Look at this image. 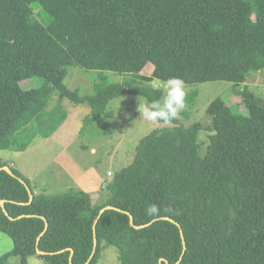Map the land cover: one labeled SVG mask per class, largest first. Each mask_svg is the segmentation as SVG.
I'll return each mask as SVG.
<instances>
[{"label":"trees","instance_id":"trees-1","mask_svg":"<svg viewBox=\"0 0 264 264\" xmlns=\"http://www.w3.org/2000/svg\"><path fill=\"white\" fill-rule=\"evenodd\" d=\"M73 66L96 72L91 93L64 84ZM259 70L264 0H0V150H24L28 142L15 146V135L29 122L39 129L51 117L42 137L53 133L66 118L64 99L89 106L85 130L112 99H162L163 89L151 82L170 76L186 86L231 82L246 109L234 112L216 97L205 108L210 124L177 117L150 131L132 161L105 179L100 203L79 189L37 193L0 160L12 172L0 170V201L12 217L0 205V232L12 241L0 264L10 257L28 264L31 256L69 264L67 248L72 264H97L106 246L116 248L121 264H264V98L245 84ZM103 71L134 78L108 82ZM197 93L187 92L188 108ZM204 127L210 133L201 150ZM107 205L113 207L93 225ZM130 216L145 226L134 227ZM38 237L47 254L37 253Z\"/></svg>","mask_w":264,"mask_h":264},{"label":"rangeland","instance_id":"rangeland-1","mask_svg":"<svg viewBox=\"0 0 264 264\" xmlns=\"http://www.w3.org/2000/svg\"><path fill=\"white\" fill-rule=\"evenodd\" d=\"M47 17V16H46ZM149 67V66H148ZM152 67V65H150ZM108 82H122L134 78L127 73L103 71ZM150 69L145 70L148 75ZM40 83L38 78H34ZM97 79L96 72L85 70L79 66L70 67L64 84L71 89H79L80 94L92 92V86ZM160 80L154 79L152 86L163 89ZM21 82V84H23ZM249 90L256 97L264 98V70L251 71L245 82ZM243 85H239V88ZM232 83L227 81H207L187 86L197 89V96L185 115L181 111L180 122L185 125L193 121H200L203 126L211 123L205 108L216 97L222 98L231 106L234 112H244V104H240L241 96L234 92ZM241 89V88H240ZM236 90V88H235ZM57 93L54 91L47 109L53 107ZM145 100L141 96L122 95L109 101L104 115L97 122L81 130L83 117L89 111L87 104H74L64 99L62 104L67 112L65 120L53 133L42 137V133L49 132L51 117H47L37 129V122H29L16 133L17 144L27 143L24 150H0V160L13 165L30 178L31 186L37 193L45 195H59L70 190H84L90 195L92 203H100L106 199L108 191L105 189V179L109 181V172L127 166L133 159L136 146L141 137L154 129L172 125L164 122H146L137 111L138 102ZM117 115L112 116L110 110L118 105ZM210 132L205 129L199 132L198 142L203 150ZM108 173V174H107ZM104 187V188H103ZM12 247L11 239L0 232V255ZM16 257H10L7 264H17ZM28 264H47L44 259L31 256ZM97 264H121L118 252L113 246H106Z\"/></svg>","mask_w":264,"mask_h":264},{"label":"clouds","instance_id":"clouds-1","mask_svg":"<svg viewBox=\"0 0 264 264\" xmlns=\"http://www.w3.org/2000/svg\"><path fill=\"white\" fill-rule=\"evenodd\" d=\"M161 85L164 88L162 99H145L143 103L138 102L137 111L140 114L139 118H142L146 122L169 123L175 120L186 107L187 86L181 77L170 76L165 81H162ZM118 108L119 102L114 109L110 110L113 117L117 115ZM155 210V206H151L150 211L154 212Z\"/></svg>","mask_w":264,"mask_h":264},{"label":"water","instance_id":"water-1","mask_svg":"<svg viewBox=\"0 0 264 264\" xmlns=\"http://www.w3.org/2000/svg\"><path fill=\"white\" fill-rule=\"evenodd\" d=\"M1 169H4V170H6L8 173L12 174V172H11L9 166H2V167H0V170H1ZM28 194H29V201H31V200H32V193H31L30 190H28ZM4 202H5V200H1V201H0V205H1V207H2V209H3V211H4V213H5L10 219H12V217L8 215V213L6 212V210H5V208H4ZM112 207H113V206L107 205V206L101 208V209L99 210V212H98L97 218L95 219L93 225L96 224L97 219L100 217L101 213H102L105 209L112 208ZM42 219L44 220V230H43V232H44V231H46L48 224H47V222H46V220H45L44 217H42ZM168 219H169V218H168ZM169 220H171V219H169ZM129 222H130L131 225H133V226L136 227V228H139V227L145 226V225H141V226H136V225H134V223H133V219H132L131 216H130V218H129ZM93 228H94V226H93ZM43 232H42L41 234H43ZM180 232H181V230H180ZM41 234H40V235H41ZM181 237H182V234H181ZM182 238H183V237H182ZM38 240H39V237L37 238V242H36V247H37V248H36V251H37V253H38V254H47L48 252L41 251V250L38 248V245H37V244H38ZM96 244H97V241H96V239L94 238V239H93V245L95 246ZM67 249H68L69 252H70V254H69V264H72V255H73L74 250H73L72 248H67ZM60 251H62V250H60ZM179 260H180V259H179ZM179 260H178V261H179ZM178 261H177V262H178ZM165 264H169V263L166 262Z\"/></svg>","mask_w":264,"mask_h":264},{"label":"crops","instance_id":"crops-1","mask_svg":"<svg viewBox=\"0 0 264 264\" xmlns=\"http://www.w3.org/2000/svg\"><path fill=\"white\" fill-rule=\"evenodd\" d=\"M13 165L12 166H15L14 163H12ZM26 176V175H25ZM29 178V177H28ZM30 179V178H29Z\"/></svg>","mask_w":264,"mask_h":264},{"label":"built area","instance_id":"built-area-1","mask_svg":"<svg viewBox=\"0 0 264 264\" xmlns=\"http://www.w3.org/2000/svg\"><path fill=\"white\" fill-rule=\"evenodd\" d=\"M109 174H110V172H109Z\"/></svg>","mask_w":264,"mask_h":264}]
</instances>
